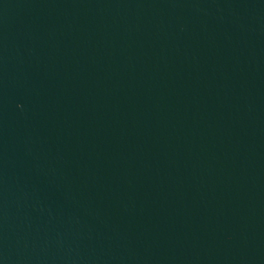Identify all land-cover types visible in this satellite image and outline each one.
<instances>
[{
    "label": "water",
    "instance_id": "1",
    "mask_svg": "<svg viewBox=\"0 0 264 264\" xmlns=\"http://www.w3.org/2000/svg\"><path fill=\"white\" fill-rule=\"evenodd\" d=\"M0 264H264V0H0Z\"/></svg>",
    "mask_w": 264,
    "mask_h": 264
}]
</instances>
